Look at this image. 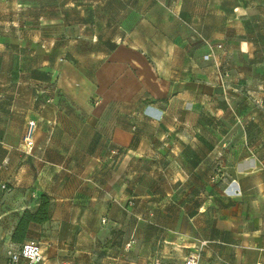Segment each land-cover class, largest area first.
Wrapping results in <instances>:
<instances>
[{
  "label": "crops",
  "instance_id": "0c3cea01",
  "mask_svg": "<svg viewBox=\"0 0 264 264\" xmlns=\"http://www.w3.org/2000/svg\"><path fill=\"white\" fill-rule=\"evenodd\" d=\"M43 193L42 264H264V0H0V264Z\"/></svg>",
  "mask_w": 264,
  "mask_h": 264
},
{
  "label": "built area",
  "instance_id": "2783aa9c",
  "mask_svg": "<svg viewBox=\"0 0 264 264\" xmlns=\"http://www.w3.org/2000/svg\"><path fill=\"white\" fill-rule=\"evenodd\" d=\"M218 47H222V44H218ZM37 121L35 119H30L27 122L24 134H23V144L27 151H32L35 146V136L37 131ZM6 187V185H3ZM205 242H202L198 247H196L184 261L180 264H200L201 254ZM7 264H42L44 260V253L40 242L36 240L25 241L18 248H8L7 249ZM152 264H172L164 263L160 258H156ZM257 264H261L258 262Z\"/></svg>",
  "mask_w": 264,
  "mask_h": 264
},
{
  "label": "trees",
  "instance_id": "16d2710c",
  "mask_svg": "<svg viewBox=\"0 0 264 264\" xmlns=\"http://www.w3.org/2000/svg\"><path fill=\"white\" fill-rule=\"evenodd\" d=\"M51 209V198L45 193L41 194L38 207L35 210L25 209L20 215L12 233V241L22 245L25 242L30 225L49 220L51 218Z\"/></svg>",
  "mask_w": 264,
  "mask_h": 264
}]
</instances>
